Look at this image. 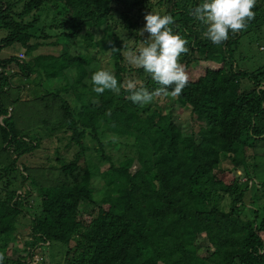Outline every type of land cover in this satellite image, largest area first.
<instances>
[{
    "label": "trees",
    "instance_id": "trees-1",
    "mask_svg": "<svg viewBox=\"0 0 264 264\" xmlns=\"http://www.w3.org/2000/svg\"><path fill=\"white\" fill-rule=\"evenodd\" d=\"M46 1L0 0V52L19 44L0 56L3 264H45L46 250L33 257L52 242L64 248L60 264H264V175L246 162L264 161V64L236 57L262 45L264 0L247 29L220 45L190 14L203 0H51L60 21L72 22L50 42L61 45L57 55L34 53L46 35L38 21L22 19ZM150 12L170 14L173 32L188 41L180 62L189 81L180 95L165 96L194 115L188 130L154 99L139 105L123 88L93 91L99 69L120 84L135 74L149 91L160 87L124 57L147 42L138 30ZM44 133L73 144L72 157L56 149L55 164L26 163Z\"/></svg>",
    "mask_w": 264,
    "mask_h": 264
},
{
    "label": "clouds",
    "instance_id": "clouds-1",
    "mask_svg": "<svg viewBox=\"0 0 264 264\" xmlns=\"http://www.w3.org/2000/svg\"><path fill=\"white\" fill-rule=\"evenodd\" d=\"M256 4L257 0H203L194 10L189 11L206 26L204 37L220 45L229 39L230 33L235 35L247 29L255 18L253 9ZM144 19L146 23L138 30V35L143 36L147 32V42L138 49H129L124 57L133 67L143 68L160 87L149 91L142 82L135 79H127L120 84L113 72L99 69L91 76L95 93L102 94L105 90H111L119 94L123 88L130 93L128 98L133 103L146 105L161 95L176 97L186 87L189 76L184 64L180 62V57L188 53V41L173 32L171 25L174 24V19L170 14L150 12ZM112 50L118 51L115 46ZM46 247L38 248L35 255ZM4 259V253L0 252V264H3Z\"/></svg>",
    "mask_w": 264,
    "mask_h": 264
},
{
    "label": "rangeland",
    "instance_id": "rangeland-1",
    "mask_svg": "<svg viewBox=\"0 0 264 264\" xmlns=\"http://www.w3.org/2000/svg\"><path fill=\"white\" fill-rule=\"evenodd\" d=\"M16 1V0H15ZM18 4V3H17ZM154 9H159L161 11L164 10L165 6H153ZM18 10V9H17ZM20 11V9H19ZM145 15H142L140 19L142 20L141 29L144 27L146 21L144 19ZM23 20L30 21V20H36L38 29L45 33L46 38L42 37L39 38V40L43 43L42 46H40L34 53L36 52H43V53H49V54H55L57 55L58 52L61 50V45L57 44H51L50 42L55 39V35L59 32H70L72 31V22L70 21H60L61 15L57 13V11L54 9L53 1L47 0L45 3L42 4L40 8H36L33 10L30 14L24 15L22 17ZM67 21V22H66ZM145 22V23H144ZM36 32L37 34L40 33V31ZM124 35V33H121ZM126 35V34H125ZM148 33L145 32L143 37L148 39ZM251 37V36H246ZM244 37V38H246ZM34 41V40H32ZM261 46H257L255 43L251 44L247 50H239L240 53L236 55L237 59L240 61L239 57L244 56L243 60H246L250 64L258 65V64H264V39L259 40ZM247 44V42H245ZM129 44L132 46L134 44L133 41H129ZM144 43L139 42V47L142 46ZM19 44H12L4 49L1 50L0 56L1 57H8L10 55L15 54V50L17 49V46ZM22 50L24 49L22 46H20ZM263 47V48H262ZM65 51L72 52V48L65 49ZM97 57L101 60L102 66L106 67L107 56L105 54H98ZM110 66V65H108ZM127 79H135L139 81V78L132 74L130 76H124L123 80L126 81ZM57 81L52 80V86H57ZM155 102L158 106H166L174 110V114H176L177 118L185 125V127L188 130V126L190 123L194 120V115L188 113L187 111H183L182 107L175 105L173 102L166 100V97L161 95L159 97L154 98ZM193 129H196V126H193ZM40 144L39 148L31 152L25 159L26 163L29 165L34 166H49L50 164H55V161L53 160V157L55 156L56 149L58 150V155L66 156V159H70L72 157V154L75 151V147L72 144L70 147L65 146L66 140L63 139L61 141H58L54 137H49L48 134L44 133L40 135L39 137ZM121 145L114 146V150H117V148H120ZM260 147L262 150H264V143H260ZM124 149V147H123ZM111 150V149H110ZM113 150H111V153ZM250 154V151H247V155ZM248 157V156H247ZM51 160V161H50ZM246 162L247 164H251V166L248 165L249 170L253 166V175L257 178H261L262 175H264V161L262 160V155L254 156L251 158H247ZM227 163V161H225ZM256 164V165H255ZM103 166L107 167L108 163H103ZM236 172L238 174H243L242 168H237ZM245 177L243 176L242 180H244ZM251 196V193L248 194V197ZM35 197V194H34ZM254 198V197H253ZM255 199V198H254ZM30 200L33 207L35 206V200L33 201L32 196L30 197ZM221 205H223V202H220ZM85 208L90 209L91 205L88 203L85 204ZM226 209L229 208V202L225 206ZM197 242H207V239L204 237H201L198 239ZM18 244V243H17ZM17 248L20 247V245L16 246ZM45 251V257L46 261L45 264H60L64 257V248L59 244L52 242L49 246L46 247ZM202 255L205 254V249L201 253ZM40 258V256L35 255L34 261H37Z\"/></svg>",
    "mask_w": 264,
    "mask_h": 264
},
{
    "label": "built area",
    "instance_id": "built-area-1",
    "mask_svg": "<svg viewBox=\"0 0 264 264\" xmlns=\"http://www.w3.org/2000/svg\"><path fill=\"white\" fill-rule=\"evenodd\" d=\"M23 55L21 53L18 54V57H22Z\"/></svg>",
    "mask_w": 264,
    "mask_h": 264
}]
</instances>
